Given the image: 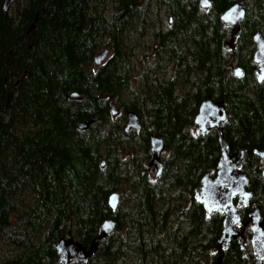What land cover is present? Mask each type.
I'll use <instances>...</instances> for the list:
<instances>
[{"label": "trees", "instance_id": "1", "mask_svg": "<svg viewBox=\"0 0 264 264\" xmlns=\"http://www.w3.org/2000/svg\"><path fill=\"white\" fill-rule=\"evenodd\" d=\"M210 1L203 9L199 0H16L5 13L0 0V242L8 247L0 264H59L57 239L70 231L87 246L107 218L115 231L87 264H214L222 216L206 218L195 199L220 156L216 130L194 132L205 99L224 101L229 152L245 151L240 171L252 196L243 217L253 204L264 216V161L254 153L264 149V81L253 61L264 0ZM236 2L245 16L229 48L220 15ZM159 6L164 28L148 21ZM103 49L109 56L96 66ZM126 110L139 116V132L124 129ZM152 134L164 143L158 179L145 167ZM249 255L230 245L222 264H248Z\"/></svg>", "mask_w": 264, "mask_h": 264}, {"label": "water", "instance_id": "2", "mask_svg": "<svg viewBox=\"0 0 264 264\" xmlns=\"http://www.w3.org/2000/svg\"><path fill=\"white\" fill-rule=\"evenodd\" d=\"M15 0H2V9L5 13L8 12L9 7ZM199 4L202 8L208 9L211 7L210 0H200ZM245 16V8L242 3L236 2L226 8L220 15V20L226 26H230L229 40L225 43L230 48L234 46L236 37L240 31V21ZM254 52L253 60L257 67L254 69L256 78L259 82L264 81V37L257 31L253 34ZM107 50L103 49L94 58L93 62L99 65L102 60L106 58ZM233 73L236 76L242 75V69L239 66L233 68ZM69 98L79 99L80 95L76 92L69 93ZM111 113L115 115L117 109L114 104L111 105ZM125 130H134L136 132L140 129V121L136 112L126 110L124 112ZM228 119V113L224 106L223 100L205 99L200 105L198 112L194 118L196 134L206 133L211 129L219 131V143L221 146V155L218 162V171L214 177L206 173L202 177V184L200 189L195 193L197 202H199L205 209L206 216L209 217L214 211L220 210L226 213L223 221V233L218 239L216 250L221 252L222 246H228L238 234L233 228L235 222H239V216L236 213V206L234 198H238V204L249 202L252 192L247 189L248 177L246 174L239 171L241 161L244 157V150L240 153H229L228 145L225 142L223 134V125ZM90 124V121H83L77 125L78 130H85ZM149 151L151 159L146 164L147 171L158 178L162 172V163L160 161V153L164 149L163 139L157 135H150ZM254 152L264 160V149H255ZM103 165V162H101ZM264 177V168L262 171ZM119 194L111 192L107 196V204L111 210H114L118 205ZM251 243L254 249L255 261L253 264L264 263V217H261L259 206H254L251 214ZM114 221L112 219H105L101 222L99 234L95 240H92L86 247L81 245L77 240L71 237L70 231L65 237H60L56 240L53 247L57 255V260L60 264H67L70 260L74 264H86L91 255L97 249V240L111 235L114 231ZM214 264H222V256L219 255Z\"/></svg>", "mask_w": 264, "mask_h": 264}, {"label": "flooded vegetation", "instance_id": "3", "mask_svg": "<svg viewBox=\"0 0 264 264\" xmlns=\"http://www.w3.org/2000/svg\"><path fill=\"white\" fill-rule=\"evenodd\" d=\"M229 153H234V152H229ZM219 158H220V156H219ZM233 200H234V204L236 206V213L239 216V222H235L233 228L236 229V231H237L236 234H238V235H237V237H235L233 239L232 242H230L228 244V246H222V250H221L220 254H222V251L223 250L228 249L230 245H237L240 248V250H241V252L243 254H250L249 255L250 256V260H249L248 264H253V262L255 261V255H254V249L251 246L252 245V243H251V237H252V234L253 233H252V230H251V224H252V222L250 221V219H251V214H252V211H253L254 204L252 205V207H251V209H250V211L248 213V216L246 218H244L243 217V211L246 208H248L246 206H249L250 205L251 197L249 198V202L247 204H244V203L238 204V198H234ZM204 211H205V209H204ZM218 215L220 217L222 216V220H221L220 233H219V235L217 237V242H218V239L220 238V236L223 233V221H224V218H225L226 213L221 212L220 210H218V211H215V212L213 211L210 214L209 217L206 216V218L211 219L212 217L218 216ZM261 217H264V216H262V214H261ZM162 234H164V233L161 232V235ZM163 237H165L168 240L169 239V234L165 233L163 235Z\"/></svg>", "mask_w": 264, "mask_h": 264}, {"label": "rangeland", "instance_id": "4", "mask_svg": "<svg viewBox=\"0 0 264 264\" xmlns=\"http://www.w3.org/2000/svg\"><path fill=\"white\" fill-rule=\"evenodd\" d=\"M157 12L158 13H156V9H155V7H152V10H151V15H149L148 17H149V25H152V24H156V27H161V28H164L165 26H166V16H165V9H164V7H161V6H159L158 8H157ZM155 19H157L158 20V22H156L155 21ZM151 31H152V29H151V27H149L148 28V33L144 36L145 38H144V42H143V47H144V49L146 50V51H148V52H150L149 50H150V48H151V46H152V41H151V39H150V33H151ZM147 57H149L148 55H147ZM136 72L134 73V77L136 78V76H137V71H139V72H141V70H142V67L141 66H137L136 67ZM167 69H169V68H167ZM166 78H168V76L166 77ZM137 80V79H136ZM136 80H132V85H134L137 81ZM120 190H122V189H120ZM120 190H118L119 192H120ZM126 200L127 199H124L123 200V202H122V204H123V206L124 205H126ZM0 245L2 246V249H0V251L3 253V249L4 248H8L6 245H4V243L3 242H0Z\"/></svg>", "mask_w": 264, "mask_h": 264}, {"label": "bare ground", "instance_id": "5", "mask_svg": "<svg viewBox=\"0 0 264 264\" xmlns=\"http://www.w3.org/2000/svg\"><path fill=\"white\" fill-rule=\"evenodd\" d=\"M237 153V152H236Z\"/></svg>", "mask_w": 264, "mask_h": 264}]
</instances>
